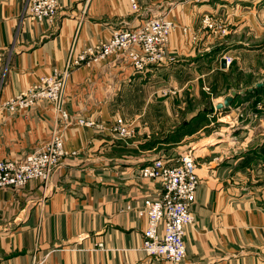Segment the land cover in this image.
<instances>
[{"label":"crops","instance_id":"1","mask_svg":"<svg viewBox=\"0 0 264 264\" xmlns=\"http://www.w3.org/2000/svg\"><path fill=\"white\" fill-rule=\"evenodd\" d=\"M56 1L57 17L36 23L27 18L28 0H0V161L20 160L48 140L56 120L50 102L13 112L6 104L63 69L70 53L106 42L115 30L164 17L174 26L166 45L174 60L139 73L129 62L109 57L71 73L64 89L70 121L62 133L65 155L49 181L0 188V264H168L140 250L146 220L129 207L157 198L162 186L141 179L138 171L157 158L174 161L183 153L153 157L201 112L198 105L186 110L185 99L196 98L199 87L227 71L229 66L220 65L224 56L245 49L241 42L215 44L203 17L218 22L222 9L231 34L241 32L245 20L226 0H134L137 10L130 0ZM214 92L208 120L222 121L217 117L224 113L234 118L238 110L215 112L221 102ZM182 116L189 118L175 127ZM116 118L132 124V138L118 140L74 122L108 124ZM257 119L262 126L261 111ZM233 120L228 124L233 131L213 129L212 141L189 146L200 183L191 206L193 224L184 229L182 264H264V145L255 144L254 152L242 149L252 140L231 135L242 129ZM224 133L227 137H217Z\"/></svg>","mask_w":264,"mask_h":264},{"label":"built area","instance_id":"2","mask_svg":"<svg viewBox=\"0 0 264 264\" xmlns=\"http://www.w3.org/2000/svg\"><path fill=\"white\" fill-rule=\"evenodd\" d=\"M130 3L133 10L138 9L134 0ZM58 11L56 0H28L26 5L27 18L36 23L52 22ZM202 24L214 34L226 36L228 33L225 26L208 15L203 17ZM173 27V23L164 17H150L133 29L115 30L106 42L84 48L75 55L70 53L63 69L53 70L41 77L35 86L9 99L6 107L12 112L30 109L37 102L46 100L52 105L56 120L48 140L32 153L20 160L0 161V188L16 190L32 180H41L44 184L49 181L51 173L65 155L62 133L70 121L64 109V89L75 69L98 64L109 57L129 62L139 73L149 67L172 62L174 58L168 55L166 45ZM224 60L226 66L232 62L230 56H224ZM74 122L94 128L97 132H108L118 140H128L134 134L132 124L121 118L108 124L83 119ZM196 167L195 157L188 151L174 161L160 157L139 169L141 179L158 181L162 186L157 198L144 197L140 204L129 207L146 220L140 250L147 257L162 258L168 264H182L185 260L184 229L193 224L191 206L200 183ZM99 248H102L101 244ZM30 264L38 263L32 260Z\"/></svg>","mask_w":264,"mask_h":264},{"label":"rangeland","instance_id":"3","mask_svg":"<svg viewBox=\"0 0 264 264\" xmlns=\"http://www.w3.org/2000/svg\"><path fill=\"white\" fill-rule=\"evenodd\" d=\"M225 2L231 4L228 7H230L232 11L235 12L238 10L237 13L243 16L240 18H244L243 20H245L244 23L246 26H244L241 32L231 34V32H229L230 29L226 27H229L230 25L225 21V14H223L224 12L220 9L215 17L220 18V21L218 22L223 26L225 25L228 33L226 36L215 34V44L219 42L222 43L224 47L226 42H241L244 44L243 47L245 49L231 51L228 56L232 58V62L228 65L229 67L227 71L221 73L218 77L216 76L215 81H211L210 85L206 84L202 86V88L199 87L196 98H186V101L184 100L186 110L192 111V109H194L193 111H196L195 109L198 105L201 112L196 116L197 119L194 120L193 125L192 123L189 126L186 125L183 130L180 131L178 136H174L170 139L169 144L158 146L153 157H175V151L180 150L179 152L183 151V153L190 151L191 148L189 146L193 145L192 143L195 145L197 141H200L201 143L203 139L208 138L212 141V136L209 135L214 133L212 132L213 129H230L228 125L230 124L229 120H233L234 118V128L238 127L242 129H240V132L239 130L234 133L231 132V135H235L234 137L241 140L246 138L252 140L248 143V146L242 147V149L249 151L253 150L254 152L257 148H255V144L259 146L263 141L260 145H264V124L261 123L263 125L258 126L259 122H257V115L260 114V111L264 114V0H231V2L230 0H226ZM257 83H262L258 90L253 94H246L245 97L237 98L230 105L232 110H238L234 118L228 116L223 117V115H225L224 113L217 117L222 121L218 122L216 119H212V121L208 120L206 116L207 113L205 112L209 109L210 112L212 111L211 108L213 95L215 93L214 91H216V101L222 102L226 96H230L232 91H246L248 88L257 89ZM188 118L189 116H182V118H179L177 123H175V127H179L181 124L183 125V123L185 124ZM244 127H246V130H244ZM198 128L203 129L197 136L188 139V137H191ZM230 131L233 130L230 129ZM217 137L225 138L227 136L226 133H224ZM151 140L153 141V139ZM177 143L180 144L177 145ZM190 153L193 155V152ZM261 153L264 154V146L261 148ZM250 185L249 182V186Z\"/></svg>","mask_w":264,"mask_h":264},{"label":"water","instance_id":"4","mask_svg":"<svg viewBox=\"0 0 264 264\" xmlns=\"http://www.w3.org/2000/svg\"><path fill=\"white\" fill-rule=\"evenodd\" d=\"M220 65H221V68L224 69L225 68V60L224 58H222L220 60ZM262 83H257L256 84V88H259L261 87ZM253 92V89L252 88H249L247 91L245 92H231L230 96H227L226 98H224V100L221 102V103H218L216 106H215V112L216 113H219V112H222L224 110H227L230 108V105L233 103L234 99L237 97V96H243L244 94H247V93H251Z\"/></svg>","mask_w":264,"mask_h":264},{"label":"trees","instance_id":"5","mask_svg":"<svg viewBox=\"0 0 264 264\" xmlns=\"http://www.w3.org/2000/svg\"><path fill=\"white\" fill-rule=\"evenodd\" d=\"M259 88H257V89H253V92H251V93H247L248 95H250V94H253L256 90H258ZM199 118V117H198ZM197 119V118H196ZM185 125H187V124H185ZM183 128H184V125H183ZM179 130H183L182 129V127H181V129H179ZM179 133H180V131H178Z\"/></svg>","mask_w":264,"mask_h":264}]
</instances>
